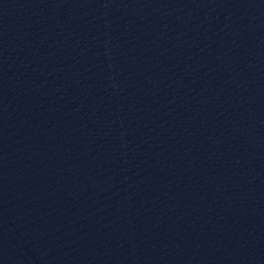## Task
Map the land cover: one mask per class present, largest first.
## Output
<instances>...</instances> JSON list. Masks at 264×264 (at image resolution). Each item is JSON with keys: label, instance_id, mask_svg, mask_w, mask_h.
<instances>
[{"label": "water", "instance_id": "obj_1", "mask_svg": "<svg viewBox=\"0 0 264 264\" xmlns=\"http://www.w3.org/2000/svg\"><path fill=\"white\" fill-rule=\"evenodd\" d=\"M0 264H264V0H0Z\"/></svg>", "mask_w": 264, "mask_h": 264}]
</instances>
